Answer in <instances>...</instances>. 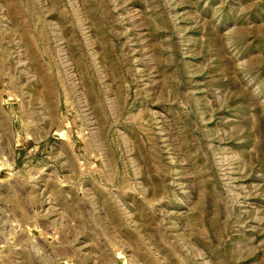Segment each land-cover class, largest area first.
<instances>
[{
	"label": "rangeland",
	"instance_id": "1",
	"mask_svg": "<svg viewBox=\"0 0 264 264\" xmlns=\"http://www.w3.org/2000/svg\"><path fill=\"white\" fill-rule=\"evenodd\" d=\"M0 264H264V0H0Z\"/></svg>",
	"mask_w": 264,
	"mask_h": 264
}]
</instances>
